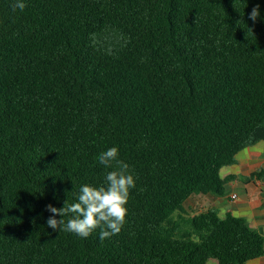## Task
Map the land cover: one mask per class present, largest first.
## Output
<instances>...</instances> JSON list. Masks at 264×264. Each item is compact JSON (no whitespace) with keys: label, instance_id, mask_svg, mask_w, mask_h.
I'll return each mask as SVG.
<instances>
[{"label":"trees","instance_id":"obj_1","mask_svg":"<svg viewBox=\"0 0 264 264\" xmlns=\"http://www.w3.org/2000/svg\"><path fill=\"white\" fill-rule=\"evenodd\" d=\"M23 2L0 0V264L264 256L247 219L187 205L223 196V170L264 142V0ZM111 147L136 184L119 234L49 228L47 205L118 170L97 159Z\"/></svg>","mask_w":264,"mask_h":264},{"label":"clouds","instance_id":"obj_2","mask_svg":"<svg viewBox=\"0 0 264 264\" xmlns=\"http://www.w3.org/2000/svg\"><path fill=\"white\" fill-rule=\"evenodd\" d=\"M13 10H24L23 0H14ZM260 16L259 5L253 7L249 19L255 22ZM118 148L111 147L98 156L100 164L111 167L115 161L118 170L107 173L100 186L82 185L77 202L64 203L63 208L47 205L46 210L52 215L47 226L54 231L72 233L80 238H88L99 229L101 241L119 234L126 222L127 203L130 190L135 188V178L128 172L129 166L118 159ZM61 217L57 220L55 217ZM67 217V220H65Z\"/></svg>","mask_w":264,"mask_h":264},{"label":"crops","instance_id":"obj_3","mask_svg":"<svg viewBox=\"0 0 264 264\" xmlns=\"http://www.w3.org/2000/svg\"><path fill=\"white\" fill-rule=\"evenodd\" d=\"M261 167H264V142L243 149L238 153L236 163L223 170V176L229 179L223 196L197 195L192 200L204 203L203 208H216L221 216L231 212L243 217L264 235V180L252 177V173ZM235 179L240 182L235 184ZM249 264H264V256L250 260Z\"/></svg>","mask_w":264,"mask_h":264},{"label":"rangeland","instance_id":"obj_4","mask_svg":"<svg viewBox=\"0 0 264 264\" xmlns=\"http://www.w3.org/2000/svg\"><path fill=\"white\" fill-rule=\"evenodd\" d=\"M205 202V201H204ZM206 203V202H205ZM188 206H190V209H189V207H188V210H191L190 212H192L193 210H195V211H197V210H199V209H204L203 208V205H204V203L203 204H201V203H196V202H194L193 200H192V202H189L188 204H187Z\"/></svg>","mask_w":264,"mask_h":264},{"label":"built area","instance_id":"obj_5","mask_svg":"<svg viewBox=\"0 0 264 264\" xmlns=\"http://www.w3.org/2000/svg\"><path fill=\"white\" fill-rule=\"evenodd\" d=\"M234 182H235V184H238L240 181L238 179H235ZM233 198L234 199H237V196L236 195H233Z\"/></svg>","mask_w":264,"mask_h":264}]
</instances>
